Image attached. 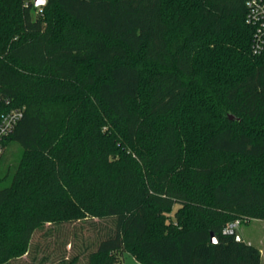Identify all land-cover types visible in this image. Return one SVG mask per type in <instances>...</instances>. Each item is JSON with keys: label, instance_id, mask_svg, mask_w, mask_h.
I'll return each mask as SVG.
<instances>
[{"label": "trees", "instance_id": "1", "mask_svg": "<svg viewBox=\"0 0 264 264\" xmlns=\"http://www.w3.org/2000/svg\"><path fill=\"white\" fill-rule=\"evenodd\" d=\"M245 1L0 0V264H260L223 233L264 220Z\"/></svg>", "mask_w": 264, "mask_h": 264}, {"label": "built area", "instance_id": "2", "mask_svg": "<svg viewBox=\"0 0 264 264\" xmlns=\"http://www.w3.org/2000/svg\"><path fill=\"white\" fill-rule=\"evenodd\" d=\"M245 21L252 29V52L264 56V0H246ZM24 106H13L11 100L0 93V159L2 158L9 137L18 122L24 116ZM238 221L231 222L223 229V233L236 232Z\"/></svg>", "mask_w": 264, "mask_h": 264}, {"label": "rangeland", "instance_id": "3", "mask_svg": "<svg viewBox=\"0 0 264 264\" xmlns=\"http://www.w3.org/2000/svg\"><path fill=\"white\" fill-rule=\"evenodd\" d=\"M19 145L15 142L10 141L6 146V154L8 158H15L19 153ZM3 167L0 166V172H2ZM237 231L244 239H249L261 250L260 264H264V220H251L249 222H244L240 224ZM116 253V252H114ZM121 264H140L135 261L133 257L124 253Z\"/></svg>", "mask_w": 264, "mask_h": 264}, {"label": "water", "instance_id": "4", "mask_svg": "<svg viewBox=\"0 0 264 264\" xmlns=\"http://www.w3.org/2000/svg\"><path fill=\"white\" fill-rule=\"evenodd\" d=\"M47 0H33V4L35 7H40V6H43L45 3H46ZM228 118L230 120H233V119H238L236 118L232 113H228ZM235 235H236V239L237 240H240L241 239V235L239 234V232L236 230L235 232ZM211 242H215V237L213 235V233H211V238H210ZM116 264H120V263H116Z\"/></svg>", "mask_w": 264, "mask_h": 264}, {"label": "crops", "instance_id": "5", "mask_svg": "<svg viewBox=\"0 0 264 264\" xmlns=\"http://www.w3.org/2000/svg\"><path fill=\"white\" fill-rule=\"evenodd\" d=\"M241 238L243 239V240H246L248 243H253V242H251V240H249V239H244L243 237H242V235H241ZM254 244V243H253ZM260 249V248H259ZM260 253H261V250H260ZM261 258V257H260ZM134 259V258H133ZM135 260V259H134ZM136 261V260H135ZM138 262V261H137Z\"/></svg>", "mask_w": 264, "mask_h": 264}]
</instances>
